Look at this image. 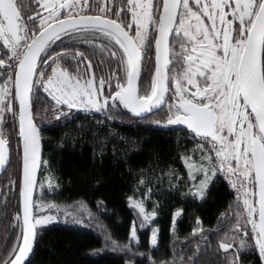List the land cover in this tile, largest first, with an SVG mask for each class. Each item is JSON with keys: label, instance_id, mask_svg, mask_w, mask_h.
Segmentation results:
<instances>
[{"label": "snow or ice", "instance_id": "1", "mask_svg": "<svg viewBox=\"0 0 264 264\" xmlns=\"http://www.w3.org/2000/svg\"><path fill=\"white\" fill-rule=\"evenodd\" d=\"M73 110L109 122L183 126L192 146L179 157L187 180L171 168L159 176L151 166L129 168L128 243L106 235V247L140 252L138 225L150 228V264H177L175 256L152 254L159 204L146 206L167 174L169 189L182 198L202 204L217 183L232 197L222 227L212 229L217 261L209 264H243L248 252L264 264V0H0V170L7 173L0 264H26L38 234L61 212L65 223H91L83 204L69 211L48 202L59 179L44 158L37 121H60ZM183 213L171 215L172 237ZM192 234L211 247L199 217ZM179 264L187 262L181 257Z\"/></svg>", "mask_w": 264, "mask_h": 264}, {"label": "trees", "instance_id": "2", "mask_svg": "<svg viewBox=\"0 0 264 264\" xmlns=\"http://www.w3.org/2000/svg\"><path fill=\"white\" fill-rule=\"evenodd\" d=\"M40 116H44L42 109ZM37 122L44 138V158L51 161L59 179V185L54 193L49 194L48 202L69 211H75L76 204H83L85 211L91 213V223L85 227L73 225L71 220L65 223L61 212L59 222L38 234L27 264H150L146 258L150 228L139 229L137 225L138 247L145 253L144 258L140 252L111 250L105 246V236L120 244L128 243L134 218L126 206V196L133 191L129 168L138 173L151 166L157 176L171 168L187 180L179 157L183 149L192 146L184 133L165 131L134 119L109 122L104 116L87 114L75 115L64 124L59 121L55 127L43 120ZM17 166L14 159L10 171ZM6 176L4 173L0 177V184L5 182ZM170 178L165 174L162 182L154 183L153 187L151 200L158 202L159 209L152 226L159 229V248L152 254L157 258L167 256L169 260L175 256L177 264L181 257L187 264H190L189 257L196 264L217 261L214 252L218 239L212 229L222 227L220 214L232 199L228 189L219 183L214 184L207 200L201 204L190 197L182 198L179 191L170 190ZM36 194H40L39 188ZM100 200L104 201L103 210L97 208ZM3 204L4 197L0 196V210ZM181 207L184 213L178 222L179 235L172 237L171 215ZM197 217L202 220L203 232L208 235L211 247L205 244L201 234H192ZM136 247L134 243L133 248ZM241 259L243 264H258V256L253 252L242 253Z\"/></svg>", "mask_w": 264, "mask_h": 264}, {"label": "flooded vegetation", "instance_id": "3", "mask_svg": "<svg viewBox=\"0 0 264 264\" xmlns=\"http://www.w3.org/2000/svg\"><path fill=\"white\" fill-rule=\"evenodd\" d=\"M153 53H154V49H153ZM40 95H43V93H41ZM166 107H167V105H165V110H166ZM78 114H85V113H82V112H77L76 110H73L72 111V114L70 115V116H67V117H65V118H63L62 120H60V121H62L63 122V124L64 123H66V122H68V121H70L75 115H78ZM164 115V113L162 112V113H160V116L162 117ZM91 116H101L99 113H93V114H91ZM154 119L155 118H158V117H153ZM59 121H53V122H51L50 124L52 125V126H54L55 127V125L58 123ZM165 131H170V132H177V131H181V132H183L182 131V128H180V127H178V126H170L169 128H163ZM15 145V144H14ZM15 147V146H14Z\"/></svg>", "mask_w": 264, "mask_h": 264}, {"label": "rangeland", "instance_id": "4", "mask_svg": "<svg viewBox=\"0 0 264 264\" xmlns=\"http://www.w3.org/2000/svg\"><path fill=\"white\" fill-rule=\"evenodd\" d=\"M186 171V170H185ZM45 187H47V185H45ZM152 205H153V201L150 199L146 202V206L149 210H151L152 208ZM151 233H149V236H150Z\"/></svg>", "mask_w": 264, "mask_h": 264}, {"label": "water", "instance_id": "5", "mask_svg": "<svg viewBox=\"0 0 264 264\" xmlns=\"http://www.w3.org/2000/svg\"><path fill=\"white\" fill-rule=\"evenodd\" d=\"M178 127H180V128L183 129V126H178ZM4 173H5V172H4L3 170H0V177H1ZM32 253H33V252H32ZM32 253L30 254L29 258L27 259L26 264H27L28 261L31 259Z\"/></svg>", "mask_w": 264, "mask_h": 264}]
</instances>
